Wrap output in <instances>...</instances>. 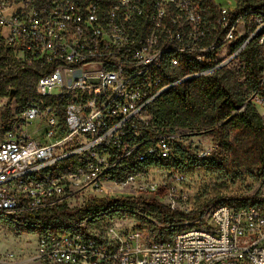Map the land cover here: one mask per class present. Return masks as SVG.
Returning a JSON list of instances; mask_svg holds the SVG:
<instances>
[{"label": "built area", "instance_id": "built-area-1", "mask_svg": "<svg viewBox=\"0 0 264 264\" xmlns=\"http://www.w3.org/2000/svg\"><path fill=\"white\" fill-rule=\"evenodd\" d=\"M205 1L0 0V64L38 74L33 97L12 110L13 129L4 131L0 115V219L33 228L25 213L154 189L140 164L170 159L178 135L160 134L131 164L152 104L235 62L253 40L264 50V0L234 9L213 0V15ZM249 102L264 106L263 92ZM35 122L38 139L28 131ZM260 199L213 204L179 224L136 211L159 231L183 226L167 237L147 224L93 233L94 216L66 221L37 232L30 257L0 252V264H264V178Z\"/></svg>", "mask_w": 264, "mask_h": 264}, {"label": "trees", "instance_id": "trees-1", "mask_svg": "<svg viewBox=\"0 0 264 264\" xmlns=\"http://www.w3.org/2000/svg\"><path fill=\"white\" fill-rule=\"evenodd\" d=\"M202 8L205 14H215L213 0H206ZM240 43L241 41L237 42L235 47ZM263 72L264 50L253 40L246 45L235 62L212 75L193 77L173 87L152 104V119L148 128L140 129L142 135L137 139L140 146L133 152L131 164L136 163L135 159L139 154L156 146L160 134L179 135L181 132L192 135L195 132H206L217 144L213 155L199 157L181 141L180 135L174 140L170 159L147 155L144 163L140 164L141 170L147 173L154 166L179 169L189 164L208 172H227L229 167H233L264 178V118L257 106L249 102L254 92L259 90L264 94V87L260 88ZM37 78L38 74L32 71H16L0 64V95L15 97L24 106L34 95ZM16 122L12 110L4 109V131L13 129ZM249 202L261 203L260 193L245 198L216 197L187 215L153 200L109 199L102 196L89 200L82 207L69 208L61 205L49 211L25 213L23 219L33 220L34 227L17 228L21 232L37 233L42 232V228L54 229L66 221L79 222L88 216H136V211L156 218L163 225L173 224L176 218L199 217L213 204L227 203L234 207H245L249 206ZM164 230H160L162 234L166 232Z\"/></svg>", "mask_w": 264, "mask_h": 264}, {"label": "rangeland", "instance_id": "rangeland-1", "mask_svg": "<svg viewBox=\"0 0 264 264\" xmlns=\"http://www.w3.org/2000/svg\"><path fill=\"white\" fill-rule=\"evenodd\" d=\"M237 1L215 0L222 7L231 9L237 6ZM19 106L20 102L17 99L8 100V97L0 95V115H2L4 109L10 108L16 111ZM258 112L264 118V106L259 105ZM39 127V124L36 122L30 124L28 127V131L34 139H38L44 131ZM178 134V136L181 135V141L189 146L199 157L211 156L217 150V144L213 137L206 132H195L192 135H184L181 132ZM201 152L205 153V155H201ZM255 175L246 170L235 169L233 167H229L227 172H208L205 169L196 168L189 164L179 169L154 166L149 169L145 181L147 185L154 189L139 193L134 197L153 200L172 210L190 214L199 209L204 203L216 197L245 198L259 194L263 185V177H260L258 174ZM84 195H87V193L81 194L80 197ZM76 203L78 201H74L72 205H76ZM251 204L253 202H249L247 205ZM184 219L176 218L174 223H182ZM143 224L149 226L150 223L137 215L107 214L98 217V220L95 222L88 223L87 227L93 233H108L112 229L120 232L127 228ZM149 227V232L153 237L157 238L162 234L158 229ZM182 227L177 226L171 232H164L165 237L173 234ZM37 238V233L21 232L15 225L0 219L1 253L14 251L19 255L20 259H26L31 256V252L35 249Z\"/></svg>", "mask_w": 264, "mask_h": 264}]
</instances>
